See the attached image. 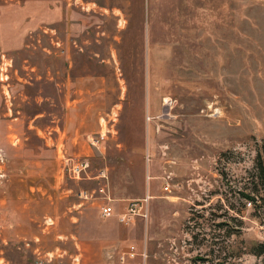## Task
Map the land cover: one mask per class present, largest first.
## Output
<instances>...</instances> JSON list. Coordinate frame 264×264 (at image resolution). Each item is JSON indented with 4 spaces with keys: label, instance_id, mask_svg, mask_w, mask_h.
Instances as JSON below:
<instances>
[{
    "label": "rangeland",
    "instance_id": "obj_1",
    "mask_svg": "<svg viewBox=\"0 0 264 264\" xmlns=\"http://www.w3.org/2000/svg\"><path fill=\"white\" fill-rule=\"evenodd\" d=\"M263 151L264 0H0V264H264Z\"/></svg>",
    "mask_w": 264,
    "mask_h": 264
},
{
    "label": "built area",
    "instance_id": "obj_2",
    "mask_svg": "<svg viewBox=\"0 0 264 264\" xmlns=\"http://www.w3.org/2000/svg\"><path fill=\"white\" fill-rule=\"evenodd\" d=\"M103 215L105 216H111L114 212L111 206H104L102 208ZM122 219H126V216H123ZM143 248L139 249L136 247L135 244H129L126 247H124L122 250L121 248L115 247L114 250L110 252V258L114 260H117V264H132V262H136L138 260V264H144L145 258H146V244H143ZM114 254H116V257L114 258Z\"/></svg>",
    "mask_w": 264,
    "mask_h": 264
},
{
    "label": "trees",
    "instance_id": "obj_3",
    "mask_svg": "<svg viewBox=\"0 0 264 264\" xmlns=\"http://www.w3.org/2000/svg\"><path fill=\"white\" fill-rule=\"evenodd\" d=\"M257 163H258L257 164V171H258V176H259L260 192L263 193L262 200L264 201V151L260 152L258 154ZM255 190L257 191L258 188L255 187ZM258 192H259V190H258ZM245 195H246V197H248L250 199V201H253V202L256 201L254 196H252L250 194H245ZM251 252L255 255L264 254V241L260 242L258 244H255L253 247H251Z\"/></svg>",
    "mask_w": 264,
    "mask_h": 264
},
{
    "label": "bare ground",
    "instance_id": "obj_4",
    "mask_svg": "<svg viewBox=\"0 0 264 264\" xmlns=\"http://www.w3.org/2000/svg\"><path fill=\"white\" fill-rule=\"evenodd\" d=\"M165 102H166L167 105H171V100L170 99H166Z\"/></svg>",
    "mask_w": 264,
    "mask_h": 264
}]
</instances>
